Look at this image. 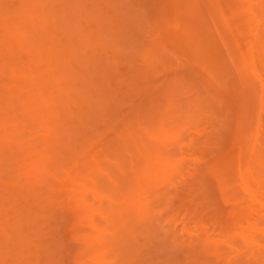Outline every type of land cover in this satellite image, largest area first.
I'll list each match as a JSON object with an SVG mask.
<instances>
[{
    "label": "rangeland",
    "instance_id": "rangeland-1",
    "mask_svg": "<svg viewBox=\"0 0 264 264\" xmlns=\"http://www.w3.org/2000/svg\"><path fill=\"white\" fill-rule=\"evenodd\" d=\"M108 1L109 0H0V116L3 114V118L0 117V160L2 161L4 159L5 161V163H2L3 166H0V264H241L245 262L246 256L250 255L248 252L253 253V250L255 256H257V261H264V182L256 178H251L247 174V182L250 189L247 191L243 181L239 179L238 164L236 159L232 158L234 153L230 150V148L233 149V147L236 149L238 147L240 148V144H242V146L244 145L246 152L250 151V153L245 155L247 164H250L252 160L259 155L258 152L264 155V153L262 154L264 151V112L258 111V104L256 101V93L259 87L256 85L258 88L252 89L251 86L248 85L249 87L246 89L247 92L250 91V93H252L247 94L251 97L250 99H254L256 103L253 100L250 102L251 100L246 96L247 94L242 93L244 91L243 89L241 94L244 96L241 95L239 89L242 87L245 88L243 84H245L246 81L244 80L245 83H242V80L240 83L238 82V84L237 81L235 82L234 80L236 76L234 78L232 77L233 80L231 79L229 75L233 73L231 70L234 68H231L229 61L228 67L230 66L231 72L227 71L228 67L226 65H224L226 66V70L225 68L222 70L227 71L229 75L226 73L222 75L224 72L221 71V67L224 66H217L219 62H222L220 65L227 63L225 61L228 60V57L225 54V56L223 54L221 56L222 58L225 57L223 59L218 57L221 53H218V56L216 55V60L211 58L213 59L212 63L214 61L213 67L216 73L213 69L212 73L210 72L212 68V64L209 63V60H211L210 55L207 57L205 54L204 57V53L207 52H205L206 50L203 52V48L207 49V47H209L210 49L212 46L210 50L207 49L210 53L212 48L215 47V49H217L219 44L216 43L217 41H214L215 39L212 37L208 40L210 36L202 38L205 37L206 34L200 31L203 30L199 29L200 27H197V29H199L197 30L198 32L194 30L192 31L193 33L190 32L189 29L191 26L194 27L193 25L196 21V19L193 18L197 17V13L193 15V18H189L187 16H192L190 15L191 13L188 14V11H190L189 9L185 7L188 13H184L185 8L184 12L180 10L182 7L176 8L175 13L178 22H180V20L185 21L184 23L180 22V29L183 30L187 26L186 29L189 28L187 30L189 31L188 33H192V35H190L192 38L186 35V39L182 40L185 34L180 30V33L184 34L183 36L180 34L182 36L180 37L182 38L181 40L184 41L182 45H184V47L186 45V47H181L182 49H178L177 52L173 50V52L177 54L170 53L172 48L164 41V45L167 46L165 47L163 45V47L166 48L164 52L168 53L164 54L162 52L163 59H161L162 53L159 54V52L163 51V49L160 50L162 47L158 45L157 47L159 49H154L155 47L153 48L150 42H148L149 39L146 37L148 34L142 35L143 32L147 31L148 33L147 29L151 17L154 19L157 14L156 12H158L159 15L163 12H160L161 9L159 10L156 8L157 5L155 7L156 10L152 8L154 4H156L155 1L139 0L138 4L143 1V3H141L142 9L140 5L136 7L137 3L135 1L138 2V0H112L116 6L112 4V1H109L111 4L109 3V5L104 6V3L107 4ZM184 1L179 0L180 4L182 2L184 3ZM205 1L206 0H202V2ZM228 1V3L226 2V6H233L236 11V14L229 13L230 11H228L232 16L230 18L233 19L234 17L233 21H231L234 24L233 26H236V29L245 31V33H242L244 36L241 39L244 40L243 38L245 37L246 40H244V43L247 42L245 44L246 46L249 42L251 43L250 45L248 44L247 47L244 45L246 53L248 51L247 49L250 51L253 45H261L264 49V11H262V15L260 14L262 17L260 18L259 13L258 15L256 13V10H259L257 9L258 3L256 1V3H251L253 0H248L250 3H248L247 0ZM124 2L125 4L123 5ZM134 2L136 4L133 12H136L137 8L140 9L141 14H138L140 11L138 10L136 15L138 14L140 19H146L145 21L148 23L145 22L146 25L142 26L144 19L141 20L143 22H139L140 19H137L139 18L137 17L138 15H133L132 17L136 19L133 21L141 25L138 26V23H136L137 27H134L135 23H130L132 18L130 19L128 16L130 21L127 18L128 21H124L132 25L129 26L124 22L125 24H123L125 26L122 28L120 26L122 24L121 19H118L117 15L124 11L123 7H125L126 3H130L131 5V3L134 4ZM200 2L198 5L201 7L203 3L200 5ZM207 2L209 1L207 0ZM211 3L213 4L215 2ZM120 4H122L123 7L120 6ZM133 4L130 6L132 9ZM203 5L206 6L208 3H204ZM106 6L111 8V10L113 8L110 12V9L108 10L109 15L106 12L105 17L108 16L107 19L105 18L106 21L108 20L107 23L109 24V20L112 16L117 14L115 18L118 20V23L117 20H115L116 23L113 21L110 26L114 25L113 28L121 27L120 30L122 29L123 31L127 28L126 31H128V33L129 30L131 31L130 35L132 31L135 30L132 36L133 38H138L139 41L138 39L130 40L131 36L129 35V42L125 43L127 40L125 39V41L123 37L126 36L127 32H123L124 36L122 35L120 37L121 33L119 28L115 29L119 31V34H117L118 32L114 29L109 30L112 27L110 28L107 23L102 22L103 26L107 24V27L104 26L105 29H103V31L101 30V27H103L102 24L100 26L97 24L98 22L101 23L100 18L103 19L100 13H105V11H107ZM245 6L249 7L246 8ZM130 7L126 6L127 9L125 11L128 10L126 13L128 14V12H130L129 14L132 15L135 12L131 13L132 9ZM159 7L161 8V6ZM190 7L191 6L188 8ZM102 8H104L105 11L100 10ZM192 8L196 9V7ZM244 8L246 9L245 11L249 10V13L247 12L245 14ZM237 9H239V11ZM114 12L117 13L114 14ZM142 12H148L150 15L152 13L153 16L150 17V20H147L148 14L145 13L146 15H143ZM253 12H255V14ZM259 12L261 11L259 10ZM211 13L212 14L209 15H215L213 14L214 11H211ZM209 15H204L203 17L205 18V16ZM119 16L122 17V15ZM180 16H183L182 19ZM255 16L257 18H255ZM258 16L260 19H258ZM217 17L218 16H215L216 21L218 20ZM156 19H158V25H155L159 28L165 25L161 21L162 18ZM87 20L92 21L91 23L88 22L91 26L88 25ZM93 21H97V23L95 24ZM252 21L256 24L259 23V25H257L260 28L255 27L257 25H254ZM152 22L154 21L151 20L150 23ZM163 22H165V20H163ZM115 24L119 25L116 26ZM153 25L154 24H150V27H152L149 28L154 32L155 29L153 30L152 28L156 27ZM246 25L247 27L252 25L254 29L252 27H245V29H242ZM201 28H203V26ZM246 28L249 30H246ZM136 30H138V33ZM139 31L141 34L140 36ZM151 31L149 30V33ZM161 31L165 32V28L156 29L157 33H163ZM183 31L185 32V30ZM254 31L258 32L257 35H259L260 39H262L261 37L263 36V42L259 40L260 44L256 39L258 37L256 33L254 34ZM199 32L205 34L204 36L201 34V39L204 41L203 44L206 42V48L200 45L199 41H201L202 44V40L199 38ZM150 34L156 36L155 32ZM166 34L167 33L163 34V36L162 34H157L159 36L156 37L159 38L162 36L160 38L164 40L166 38L164 35ZM178 34L179 33H177V35L174 34L176 35L175 43L178 41L177 37L180 36ZM193 34H195V37ZM196 34L199 37H196ZM89 37L91 38L90 41ZM227 37L229 38V36ZM140 38L143 39L141 40ZM180 38L178 42L182 43ZM197 38L200 40L198 41ZM249 38L251 40L248 42L247 39ZM119 39L124 40V42L121 41V43ZM146 39L147 41H145ZM101 40L107 43L102 45L105 46L104 49L106 46H110L109 48L111 50L109 48L104 50L100 46L102 43ZM132 41L140 45L137 44L138 48L141 47L138 49L139 51H137V53L141 55V57H144V59L142 58L143 60L147 61L151 59H147V55L153 56L147 63L144 61L145 64L150 65L151 63L149 62H152V60L154 61L152 62L153 65H151V67L149 66L151 71L148 70L149 67H142L143 60H140V56L139 58L132 57L135 64L133 61V64L129 62V60H131L129 57L132 55L134 56L135 54L133 51L137 49V46H135L136 43ZM144 41L146 43L145 45ZM131 42L133 44H130ZM168 42L171 43V40ZM214 42L216 44H213ZM253 42L255 44H253ZM256 42L258 43L257 45ZM211 43L214 46L211 45ZM239 43L241 42L239 41ZM126 44L127 47L125 46ZM196 44L202 47L199 46V49L202 51L196 48L198 47ZM99 47L102 49L100 50ZM132 47L135 48H133V54H130L131 56H126L129 53L128 50L131 51ZM240 47L243 48V45L240 44ZM261 47L259 46L258 48L261 49ZM167 48H169L170 52ZM174 48L175 46H173V49ZM194 48L195 52L193 50ZM258 48L255 49L256 51L251 49V55L254 56H249V54H247L249 58L252 57L250 58L251 60L253 59L252 61H255V65L258 64ZM142 49L145 51L146 56L144 53H141ZM218 49L222 51L220 47ZM86 50L90 53L88 55L89 58L93 55L97 64H103L102 66L104 67L101 66V70L106 72L105 67H107V71L111 70L109 81L107 79V83H105L104 80L103 85L105 86L108 84V86L105 87H109L107 90L112 91L109 93L110 97L113 96L112 98H114L116 102H119L121 106L118 110H115L116 107H113L114 105L103 106L101 108L102 110H100L102 111L101 114L106 110L104 114H106V116L108 115L107 117L110 115L111 120H108L109 118L106 119L107 117L104 116V114L100 117V112H98L99 108L97 109L98 111L95 108L98 100L97 95L99 94L97 93L99 92L97 88H100L99 85L102 84L100 81L102 80L101 82H103V77L101 78L103 73L98 72L100 69L97 71L96 67L94 68L92 65H90V68L93 69V71L89 68L87 71L84 70L86 72L83 71V66L86 62L85 58L82 56ZM191 50H193V55L190 54ZM198 52L204 58H202L201 55L198 56ZM253 52H255V54H253ZM195 54H197L195 59L199 57V68L207 62L211 64V68L210 65H206L209 67V72L207 71L205 74L201 73L200 76L199 72L201 70L199 69L200 71L197 72L199 73L197 76V64L195 65V60H192ZM154 55H156V58ZM176 55H178V57ZM261 56L264 57L263 55ZM206 57L209 59L207 60ZM184 58H187V60L182 61ZM188 58L191 61H189ZM217 58H219V60H217ZM155 59H157V64ZM203 59H206L207 62H204ZM251 60H249V62L252 63ZM192 61L194 62L193 67L196 66L194 69H197L195 72L192 69L193 67L191 68L190 66ZM216 61L219 62L217 63ZM105 62L107 64L109 63V66L105 64ZM186 63L189 65L188 68L192 70H185L188 66ZM99 65L98 68H100ZM115 67L116 69L113 70ZM217 67L220 69H217ZM108 68L110 69L108 70ZM262 68L264 67L262 66ZM145 70H147L146 73ZM190 70L192 73H195L193 77L189 74L191 73ZM219 70L222 72H220L221 74H218L217 71ZM94 71L96 74L100 73V75L96 76ZM138 71L143 72V77L140 79L138 75L141 73L138 74ZM207 74H210V76ZM91 75H95L96 77H92ZM133 75L135 79L138 78L137 80H139V83L142 81L141 84L134 78L132 80V77H134ZM212 75L215 77L213 78ZM224 75L227 76L225 77ZM202 77L203 79H201ZM78 79L81 81H78ZM193 79L194 81L198 79V81L192 83L194 82ZM205 79H207V81ZM226 79V82L232 80L235 83L232 81L231 83H226L225 89H222L221 84L224 85ZM119 80H122V83ZM263 81L262 79L261 82ZM206 82L208 85L205 87ZM135 83L136 87H134ZM217 83H219V85ZM232 83H237V86H239V89L238 87L235 88L236 92L239 91L238 94L233 93L234 88ZM137 84L141 87L138 88ZM227 84H231L230 86H232V89L229 85L227 86ZM95 85H98V87ZM93 87L96 89L94 90ZM216 87L221 89L219 90ZM144 88L147 89L146 91L150 94V97ZM228 88L231 89L232 92ZM81 91L85 96L80 94L82 97H87L86 100L88 102L81 97L82 100H79L78 92ZM89 91L93 93L91 94L95 99L93 97H88V95L90 96V94H88L90 93ZM94 94L97 95L95 96ZM236 94H240L242 97H248L247 100L250 103L246 101L247 103L243 102L242 104L241 101L244 100V98L242 99V97L236 96ZM215 97L221 98L218 99ZM107 98H109V96ZM198 98L199 101L202 100L201 102H204L203 104L205 106L201 102L198 103ZM200 98L202 99L200 100ZM220 99L223 100L221 101ZM110 101L112 102V99ZM147 101H150V103ZM152 101L155 102L154 104L157 105L156 107L152 108ZM215 101H218V107H215L218 110L215 111V108L213 109L211 106L210 108L214 110L213 112L209 110V104L214 103V105L217 106ZM84 102L87 104L85 107H82L84 106ZM219 102H222L220 107L224 105L223 103L226 104L224 105L225 107L220 108ZM253 102L257 105L253 104ZM92 103L94 105H91ZM176 104H181V107L179 105L177 107ZM206 104L209 106L207 107ZM192 105L196 107L193 108ZM184 107H188L189 110L187 111ZM194 109H196L195 113ZM93 110L98 114L94 113L95 111ZM137 110H140V112L137 113ZM91 111L93 115L91 113L89 114ZM191 112L193 114H191ZM172 113H175V116L172 115L173 117H168ZM158 115L159 117L161 115L164 119L166 117L169 120L167 121L168 125L166 126L164 124V127L162 126L161 129L160 126L163 125V121L157 120L156 116ZM103 117L106 118L103 119ZM171 117H175L174 120L176 122L170 119ZM151 118H153V120ZM156 121H162L161 125L159 122L157 124ZM152 122L156 124L154 125ZM171 122H173L172 125L175 124L174 127H178L176 128L177 132L174 130L170 133L169 130L172 129H170ZM130 127V133L135 134L131 136V139L128 135H125L128 133L127 128ZM166 128H168V132H166ZM150 129H152V132L149 131ZM146 130L147 132L149 131L148 133L151 132L155 139L158 137L160 138L159 140L165 141L169 148L167 151L165 149L166 147H162V145H164L163 143L160 145V143H152L150 140L148 142V139H146V143L144 142V144H140V142L136 144L139 145L138 147L143 151H146L148 155L151 151L153 157L157 156L155 160H152L154 161L153 166L156 167L155 171H167V174H165V176L163 175V180H161L159 184L160 196L158 207L160 208L157 209L154 206V209H152L146 219V221L151 222V224L148 225V223L144 226L142 225L145 222L143 220H138L137 223L133 221L137 218V213L135 212V207L131 205V202L135 203V201H132V198L126 199L118 193H114L112 180H119L117 179L119 178V174L117 175L115 170L118 164L128 165L129 158L126 156L127 154H125L127 153L125 152L126 149H124L125 143L130 140L127 144H132L131 141H136V138H140L139 136L145 139L144 136H146V134L144 133ZM47 131L51 135H46ZM250 131L254 134V137L252 141L248 142L247 139L249 138ZM21 132H23L24 135H22ZM241 135L242 137H240ZM73 136H75V138ZM212 137V140H208ZM44 139L48 140L44 142ZM82 139L84 143L85 140H87L88 146L85 144L86 146L82 148ZM127 139L128 141L124 142ZM57 140L61 143L60 145L63 144L60 148H55V151L54 149H50L48 152H45L43 156L38 154L44 147H56ZM260 142L262 143L259 144ZM188 144H191V147L187 146ZM144 145L148 147V150ZM65 147L69 149L66 150L64 149ZM21 148H23V152L20 151ZM167 152L169 153L167 154ZM153 153H155V156ZM149 156L151 159V154ZM139 160L140 158H135L134 166L136 170H141L143 167L145 168L142 170L145 171L151 168L154 170L152 166L148 168V166L145 165L148 164L146 162L147 160H140L141 163ZM8 165H11L10 170L8 169L10 168ZM129 167L130 164L128 168ZM231 167H233L235 181L234 187L228 190L227 188L224 189V181L226 180L225 173L226 171L229 172ZM103 168L107 169H105L106 172H104ZM64 169L72 173H67ZM99 171L104 174L99 175L102 178L97 177L100 181H94L95 179L97 180V178H94L93 174L95 175V173L97 174ZM90 177H93L94 180L92 181V179H89ZM39 179L41 180L40 182H38ZM115 190L116 189H114V191ZM248 192H252V196H250ZM40 194L45 195L44 198H41L43 200L46 199L43 203L37 200V196ZM144 196L148 198L154 197L151 193H146ZM84 200L90 205L88 209L80 208ZM112 207H122L125 209V215L127 216L125 217L127 219L126 223L130 221L131 224L133 221L132 223H135L137 228H139V230H136L137 233L136 231L134 232L135 236L129 234V228L131 229L134 225L131 224L132 227H129V225L128 227H124L125 221L120 220L115 214L114 216L111 213ZM142 209L143 208H141V210ZM36 213L37 226L39 228H32V226H29L32 222H29L28 216L31 217ZM33 217L30 218V220H33ZM18 220L22 222L20 225L23 226V231L20 230V232H18L17 228L19 227L18 223H20ZM26 227L27 229H24ZM37 229L41 230L38 232ZM35 233L45 235H43L45 240L46 238L48 240L47 244L44 242L46 246H44L42 240V242H40L39 235H33ZM241 237L243 239L247 237L245 241H247L249 247L247 244L245 246ZM7 238L9 241L12 240L10 241L11 243ZM37 238L39 240L35 242ZM124 238L128 239L125 240ZM16 239L17 241L20 240V243L18 242L19 244H14ZM6 240L9 243H4ZM124 240L128 241L124 244L122 242ZM253 241H256L255 243L258 242V244L260 243L262 247L258 248L256 244H249V242L253 243ZM12 244H14V246ZM40 244H43L41 252ZM122 244L127 246L125 247ZM16 245L17 247H15ZM5 246L9 248L6 250V248H4ZM130 246H133V248ZM123 247H125V249L128 248L126 249L128 251L125 250V253L120 252L124 251V249L120 250V248ZM238 247L240 248L239 252L243 249L244 252H236V250L239 249ZM45 251H47V253ZM48 251L51 255H48ZM126 253L128 254L126 255Z\"/></svg>",
    "mask_w": 264,
    "mask_h": 264
},
{
    "label": "bare ground",
    "instance_id": "bare-ground-1",
    "mask_svg": "<svg viewBox=\"0 0 264 264\" xmlns=\"http://www.w3.org/2000/svg\"><path fill=\"white\" fill-rule=\"evenodd\" d=\"M109 1H112V0H109ZM108 1V3L106 4V3H104V6L105 5H109V3L111 4V2H109ZM119 1V0H118ZM153 1V0H152ZM155 1V3L156 4H154V3H152V4H154V7H152L153 9H155V7H156V5H157V9H161V11L160 12H162V13H160V15L158 14V12H156V13H154V14H156V17L154 18V19H152V17L151 16H153L152 15V13H151V15H150V13H148V12H145L146 14H148V17H147V20H150V17H151V20H153L154 22H152V23H150V21H149V24H148V26L150 27V24L152 25V24H157L158 25V22H157V20L158 19H156V18H162L163 19V17H164V19L163 20H165V22H163V20L161 19V21H162V23H164L165 25V27L164 26H161L160 24V28H165V32H163V31H161V32H163V33H157L156 32V29H160L157 25H155V27L156 28H152L153 30H154V32L156 33V36H159L160 34H162V36H163V34H165V33H167L166 35H164V37H166L164 40H162L160 37H162V36H160L159 38L158 37H156L155 35L153 36V34H150V33H154L153 31H151V27L149 28L148 27V33H147V31L146 32H143V34L142 35H146V34H150L149 36L148 35H146V37H148V42H150V45L151 46H153V48L154 49H159L157 46L159 45V46H161L162 48L160 49V50H162L163 49V51H160L159 52V54H161L162 52L165 54V53H168V52H164V49H166L165 47H167L166 45H164L165 44V42L164 41H166V43H167V45L170 47L171 46V52L169 51V48H167L168 49V51L170 52V53H175V52H177V50L179 49H182L181 47H184V45H182V44H184V41H182V40H185L186 39V35L188 36H190V35H192V31L194 30V31H196V32H198L197 30H199V29H205L204 31L203 30H200V31H202V33H205V34H202L201 32H199L200 34H199V36L196 34V37H199L200 39H201V37H202V35L204 36L205 35V37H202V38H206L207 36H210V37H208V40H209V38H214V39H212V40H214V41H217L216 43H218L219 44V46H218V48L220 47L221 49H222V51L220 50V49H218L217 47V49H215V47H213L212 48V51L209 53V51L207 50V49H209V47H207V49H204L203 48V52L205 51V52H207V53H204V55L201 53V49H199L201 46L200 45H202V47H205L207 44H206V42H205V44H203V39H201L202 40V44H201V41H199L200 39H198V41L200 42V45H197L198 47H196L197 49H199V50H201L200 51V53L205 57V54H206V56L208 57V55H210V59L211 58H214V60H216V55L218 56L220 53V55L218 56V57H221L222 56V54L224 55H226L227 57H228V60H226L225 61V59H224V61L225 62H227V63H225V64H223V65H220L222 62H217L219 65H217V63H216V65L217 66H219V67H221V66H224V65H226L227 67H228V65H229V62H230V66H231V68L233 67L234 69L233 70H231V71H233V73H231V75H229V73L227 72V71H229V72H231L230 71V66L228 67V69H227V71H225L226 70V66H224V67H221V71L225 68V70L224 71H222V72H224V73H222L220 70L219 71H217L218 72V74H221L222 73V75L223 74H227V75H229L230 77H231V79L233 80V78L236 76V79L234 78V80H235V82L237 81V83L239 82H241L242 80V83H245V81H246V83H248V84H243L244 85V87L245 88H240L239 89V86H237V83L236 84H234L235 82L234 81H232V82H234V83H232L233 84V93H239V91L238 92H236V87H238V89L240 90V94H241V92H242V89L244 90V91H246V92H242V93H245V94H249L250 93V91H248L247 92V90L246 89H248L247 87H249L248 85H250L251 86V88L252 89H257L258 87V92L256 93L257 95H256V101H257V104H258V111H262V112H264V81L263 82H261V80L263 79L264 80V77H263V75H264V68H262V66L264 67V57H262L261 55H263L264 56V54H263V51H264V49L261 47V45H258V46H255V45H253V44H255L254 42H253V46H252V48H254V49H252L251 47V49L253 50V51H256L255 49L256 48H258L259 46L261 47V49H259L258 48V50H257V53H258V60H257V65H255L254 64V62L255 61H252L250 58H252V57H250L249 58V56H254V55H251V52L250 51H252L251 49H250V51H249V49H247L248 51H247V53H246V51H245V44L247 43H244L245 41L244 40H246L245 39V37L243 38L244 40H242L241 38L244 36L242 33H245V31H242L241 29H236V26H233L234 24L231 22V21H233V19H234V17H233V19H231L230 17H232L231 16V14H229V13H235L236 14V11L234 10V7L233 6H231V7H233V8H231V7H229V6H226V2L228 1H226V0H215V1H212L211 0V2H215V3H211L210 2V0H208L209 2H207V0L205 1V2H202V0H201V2H200V0H182V1H184V3L182 2L181 4H180V2H179V0L176 2L175 0H154ZM158 1V2H157ZM175 1V2H174ZM226 1V2H225ZM237 1V0H236ZM248 1V0H247ZM251 1V0H250ZM258 3L257 4V6H258V8L257 9H259L261 12H259V10H256L255 12L257 13V15H258V13H259V16H260V18H262L261 17V15L263 14L262 13V11H264V0H259V1H257V0H253V2L251 1V3H256V2ZM129 2V1H128ZM131 2V1H130ZM133 2V1H132ZM136 3H137V5H136V7L137 6H141L140 8L142 9V5H141V3H143V1L140 3V4H138L139 3V0H138V2L137 1H135ZM134 2V4L133 3H131V5L133 4V9H132V7H130L131 5H130V3H126V5H125V7H123L122 6V4H120V6H122L123 7V10L125 11L127 8H126V6L127 7H130L132 10H131V13L133 12V10L135 9V3ZM200 2V5L203 3H205V4H207L208 3V5H201V7H202V9H201V7L198 5V3ZM207 2V3H206ZM229 2V1H228ZM227 2V3H228ZM244 2V1H243ZM246 2V1H245ZM122 3V2H121ZM151 3V2H150ZM248 3H250L249 1H248ZM112 4H114L113 3V1H112ZM117 4V3H116ZM125 4V2L123 3V5ZM230 4V3H229ZM247 4V3H246ZM161 6V8L159 7V6ZM228 5V4H227ZM232 5V4H231ZM240 5V4H239ZM248 5H250V4H248ZM252 5V4H251ZM260 5V6H259ZM114 6H116L115 4H114ZM189 6H191L190 8H188ZM103 7V6H102ZM107 7V6H106ZM118 7V6H117ZM121 7V8H122ZM159 7V8H158ZM177 7H182V9H180V10H183V12H184V8L186 7L187 9H189L190 11H188V10H186V8H185V12L184 13H188V14H190V15H192V16H187V17H192L193 18V15H195V13H197L196 14V18H193V19H196V21H195V24L193 25L194 27H192L191 25V28L189 29V28H187V29H189L190 30V32H192V33H188L189 31L186 29V27L183 29V30H185V32H186V30H187V32L185 33L183 30H181L180 28H181V25H179L180 24V22H182V23H184L185 21H182V20H180V22H178V18L176 17L177 15H176V13H175V10H176V8ZM192 7H196V9H194V8H192ZM203 7H204V11H203ZM236 7V6H235ZM243 7H244V5H243ZM246 8H248L249 6H245ZM105 8V7H104ZM104 8H102V9H100V10H104L105 11V9ZM252 8V7H251ZM250 8V9H251ZM110 9V10H109ZM146 9V8H145ZM163 9V10H162ZM194 9V10H193ZM236 9V8H235ZM243 9V8H242ZM241 9V11L243 12V10ZM106 10L107 11H105V13H100V15H102L101 17H103V19H101L100 18V20H101V23L100 22H98V24L97 25H101L102 24V22L103 23H107V21H106V19H107V17H105L106 16V12H107V14H108V10H109V12L110 11H112L113 10V8H112V10H111V8H106ZM138 10H140V9H138L137 8V10H136V12L138 11ZM156 10V9H155ZM179 10V9H178ZM179 10V11H180ZM192 10H193V14H192ZM196 10H197V12H196ZM238 11H239V9H237ZM246 9L244 8V11H245ZM121 11V10H120ZM119 11V12H120ZM124 11L121 13V14H116L115 12H114V14H116L117 15V18L118 19H121V27L122 28H124V22H126V21H124V20H127V19H131V21H130V19H129V21H130V23L132 22H134L135 24H134V27L136 26L137 27V24L136 23H138V22H136V21H133V20H136L135 18H133L132 16L133 15H136V12L134 13V14H129L130 12H128V14L126 13L127 11H125V15H124ZM188 11V12H187ZM195 11V12H194ZM201 11H203V12H201ZM211 11L213 12L214 11V13L213 14H215L214 16L213 15H209V14H212L211 13ZM228 11H230L229 13H228ZM249 10H247V11H245V14L248 12ZM95 12V11H94ZM141 12V10L139 11V15L141 14L140 13ZM182 12V13H183ZM251 12H252V10H251ZM255 12H253L254 14H255ZM96 13H97V11H96ZM96 13H95V15H96ZM145 13H143L142 12V14L143 15H146ZM180 13H181V11H180ZM200 13V14H199ZM206 13V14H205ZM244 13V12H243ZM242 13V14H243ZM249 13V12H248ZM252 13V14H253ZM93 14V13H92ZM104 14V15H103ZM112 14V13H111ZM137 14V15H138ZM217 14H219V15H217ZM238 14V13H237ZM261 14V15H260ZM109 15V14H108ZM113 15V14H112ZM116 15H113L114 16V18H115V16ZM119 15H122V17L121 16H119ZM136 15V16H137ZM139 15L137 16V17H139ZM159 15V16H158ZM179 15H182V14H179ZM204 15H209V16H205V18L203 17ZM113 16H112V18L109 20V24H108V26L111 28V29H109V30H112V29H116L117 27L116 26H118L117 24H115L116 26V28H113V26L114 25H111L110 26V24H112V22L114 21V23H116V21L115 20H117L116 18L114 19L113 18ZM128 16H129V18H128ZM135 16V17H136ZM215 16H218L217 17V21H216V19H215ZM239 16V15H238ZM245 16V15H244ZM259 16H258V19H260L259 18ZM91 17H92V15H91ZM125 17V18H124ZM141 17H142V15H141ZM181 17V16H180ZM183 17V16H182ZM182 17H181V19H182ZM186 17V18H187ZM236 17H237V15H236ZM241 17H243V16H241ZM95 18V17H94ZM106 18V19H105ZM124 18V19H123ZM127 18V19H126ZM143 18V17H142ZM186 18H184V19H186ZM208 18V19H207ZM209 18H210V20H209ZM221 18V19H220ZM255 18H257L256 16H255ZM93 19V18H92ZM137 19H140V17L139 18H137ZM144 19V18H143ZM140 19V21L139 22H143V24H142V26L144 25H146V23L145 22H147V21H145L146 19ZM156 19V20H155ZM237 19V18H236ZM241 19H243V18H241ZM257 19V20H258ZM102 20H104V21H102ZM141 20H143V21H141ZM187 20V19H186ZM240 20V19H239ZM252 20V19H251ZM263 20V19H262ZM128 21V20H127ZM155 21H156V23H155ZM160 21V20H159ZM160 21V22H161ZM188 21V20H187ZM186 21V22H187ZM191 21V20H190ZM250 21V20H249ZM91 23L92 21H89V20H87V23ZM93 22H95V21H93ZM234 22H235V20H234ZM253 22V21H252ZM256 22V21H255ZM88 23V25H90ZM97 23V21L95 22V24ZM117 23H118V20H117ZM124 23V24H123ZM129 22L127 23L126 22V24H130ZM145 23V24H144ZM148 23V22H147ZM193 23V22H192ZM238 23V22H237ZM242 23V22H241ZM249 23V22H248ZM254 23V22H253ZM107 24L105 25L104 24V26H106L107 27ZM187 24V23H186ZM245 24V23H244ZM250 24V23H249ZM252 24V23H251ZM256 23H254V25H255ZM258 25H259V23H257ZM256 24V25H257ZM132 25V24H131ZM131 25H129V26H131ZM139 25H141V24H139L138 23V26ZM153 25V26H154ZM163 25V24H162ZM188 25V24H187ZM203 26V28H201L202 26ZM255 26V27H259V26ZM91 26V25H90ZM98 26V27H99ZM102 26H103V24H102ZM103 26V27H104ZM93 27V26H92ZM103 27H101V30L103 31V29H105V27L103 28ZM120 27V28H121ZM147 27V26H146ZM197 27L199 28V29H197ZM245 27H247V25L246 26H244L243 28L242 27H240V28H242V29H245ZM249 27H252V25H250V26H248L247 28H249ZM119 28V27H118ZM117 28V29H118ZM120 28H119V30H120ZM246 28V30H249V29H247ZM253 28V27H252ZM260 28V27H259ZM144 29H145V27H144ZM251 29V28H250ZM254 29V28H253ZM113 30V31H114ZM122 30V29H121ZM120 30V37L123 35L124 36V34H123V32H125L126 30H127V28L123 31H121ZM149 30L151 31L150 33H149ZM180 30L185 34H182V33H180ZM256 30V29H255ZM105 31V30H104ZM112 31V32H113ZM116 31V30H115ZM114 31V32H115ZM135 31V30H134ZM134 31H132V33L134 32ZM138 30H136V32H137ZM225 31H226V33H225ZM263 31H264V29H263ZM114 32H113V34H114ZM116 32H118L117 34H119V31H116ZM127 33H128V31H126ZM130 30H129V33H128V35H127V33H126V36H124L123 37V39L126 41L125 43H128L129 41H128V36L130 35ZM250 32V31H249ZM132 33H131V38H130V40H135V39H138V38H133V36H132ZM138 33V32H137ZM142 33V32H141ZM177 33H179L178 35H184V37H182L181 35L180 36H178L177 37V40L179 41V38L180 37H182V38H184V39H182V38H180V41H182V43L181 42H176L175 43V40H176V35H177ZM246 33H247V31H246ZM256 33V35L258 34V32H255L254 31V34ZM86 34V33H85ZM157 34H159V35H157ZM169 34V35H168ZM174 34H176V35H174ZM202 34V35H201ZM262 34V33H261ZM137 35V34H136ZM141 34H140V31H139V36H140ZM171 35V36H170ZM173 35H174V38H173ZM240 35V36H239ZM242 35V36H241ZM251 35H252V32H251ZM263 35V34H262ZM87 36V35H86ZM135 36V35H134ZM193 36L195 37V34H193ZM227 36H229V38L227 37ZM143 37V36H142ZM163 37V38H164ZM168 37H170V38H168ZM191 37V36H190ZM240 37V38H239ZM251 37H253V36H251ZM257 37L259 38H256L258 41L259 40H261V42H263L262 41V39H263V36L261 37L262 39H260V37H259V35H257ZM119 38V37H118ZM171 38H173V39H171ZM187 38H189V37H187ZM192 38V37H191ZM90 37H89V41H90ZM96 39V38H95ZM102 39V38H101ZM141 39V38H140ZM143 39V38H142ZM141 39V40H142ZM171 40V43L170 42H168V41H170ZM182 39V40H181ZM196 39V40H197ZM253 39V38H252ZM87 40H88V38H87ZM113 40V39H112ZM120 40V42L122 41V42H124V40H121V39H119ZM118 40V41H119ZM189 40H191V39H189ZM196 40H195V42H196ZM243 42H242V41ZM248 40V42H249V40H251L250 38L249 39H247ZM102 41V40H101ZM138 41H139V39H138ZM145 41H147V39L145 40ZM145 41H144V45L146 44L145 43ZM174 41V42H173ZM239 41L241 42V43H239ZM257 41V42H258ZM115 42V41H114ZM121 42V43H122ZM132 42H134V43H136L135 41H132ZM130 43V44H133V43ZM141 43H143L142 41H140ZM164 42V43H163ZM208 42H212V41H208ZM256 42V45L258 44ZM103 43V44H102ZM102 43H101V47L104 49V47L105 46H102V45H104V44H107V43H105V42H103L102 41ZM118 43V42H117ZM140 43V44H141ZM172 44V45H169V44ZM215 42L213 43V44H216ZM242 43H244V44H242ZM108 44H110V43H108ZM124 44V43H123ZM137 44L138 43H136V45L135 46H137ZM148 44V43H147ZM174 44V45H173ZM188 44V43H187ZM190 44V43H189ZM195 44V43H194ZM193 44V45H194ZM210 44V43H209ZM208 44V45H209ZM212 43H211V45H213ZM217 44V45H218ZM240 44L241 45H243V48H241L240 47ZM249 45L251 44L250 42L248 43ZM248 44H247V46H248ZM259 44H260V41H259ZM262 44V43H261ZM97 45V44H96ZM99 45V44H98ZM139 45V44H138ZM149 45V46H150ZM163 45L165 46V47H163ZM191 45V44H190ZM204 45V46H203ZM245 45V46H244ZM121 46V45H120ZM126 47H127V44L125 45ZM140 46V45H139ZM142 46H143V44H142ZM173 46H175V48L173 49ZM189 46V45H188ZM200 46V47H199ZM214 46V45H213ZM216 46V45H215ZM246 46V47H247ZM97 47V46H96ZM110 47V46H109ZM108 46H106V48L108 49L109 48ZM122 47V46H121ZM157 47V48H156ZM177 47V48H176ZM185 47H186V45H185ZM184 47V48H185ZM201 47V48H202ZM212 47V46H211ZM211 47H210V49H211ZM263 47H264V44H263ZM98 48V47H97ZM100 48V47H99ZM102 48H100V50L102 49ZM106 48L104 49V50H106ZM134 47H132V50L130 51V50H128L129 51V53H128V51L126 50V52L128 53L126 56H129L130 54H133V52H134V56L132 55H130L131 57H129L131 60H129V62L130 63H132V61H133V58L132 57H134V58H139V56L141 57V55H139L138 53H137V51H139L138 49H140V48H138V46L136 47L137 49H135V51H133L134 49H133ZM152 48V49H153ZM189 48V47H188ZM187 48V49H188ZM193 48V47H192ZM191 48V49H192ZM206 48V47H205ZM249 48V47H248ZM110 49V48H109ZM127 49V48H126ZM149 49H151V48H149ZM209 49V50H210ZM215 49V50H214ZM111 50V49H110ZM173 50L175 51V52H173ZM188 50H190V49H188ZM194 50V52H195V48L193 49ZM193 50H191V53L190 54H192L193 55V53H192V51ZM124 51V50H123ZM133 51V52H132ZM152 51V50H151ZM165 51H167V50H165ZM184 51V50H183ZM214 51V52H213ZM91 52V51H90ZM120 52V51H119ZM130 52H132V53H130ZM136 52V53H135ZM187 52H189V51H187ZM186 52V53H187ZM212 52H213V54H212ZM117 53V52H116ZM125 53V52H124ZM142 54L144 53L145 54V51H143V49H142V52H141ZM153 53H154V51H153ZM163 53H162V55H161V57L160 56H157V57H160L161 59H163ZM219 53V54H218ZM262 53V54H261ZM90 53H89V51L88 50H86V52H84V55L82 56L83 58H85V62L86 63H84V66H83V71L84 70H86L87 71V69L89 68L90 70H92L93 71V69H91L90 68V65H92V66H94V68L96 67V69H97V71L98 72H100V73H103V76L101 75V78L103 77V82H101L102 80L100 79V76H99V79L101 80L100 81V83H102V84H100L99 85V87L101 88H97V90H99V92H97V93H99L98 95L97 94H94L95 96L97 95L98 96V100H97V106L95 107L96 108V110L99 108V111L98 112H100L99 113V116L101 117V116H103L102 114H104L105 112H106V110H105V112H103L102 114H101V112L102 111H100V110H102L101 108L103 107V106H113V107H116V109L115 110H118V109H120V106H121V104H119V102H116L115 100H114V98H112V97H110V95H109V93L110 92H112V91H109V90H107L109 87H105V86H108V84H106L105 86L103 85V83H104V80H105V83H107V79H108V81H109V78L111 77L110 76V71H107V67H105L106 68V72L104 71V70H101V68L102 67H104V66H102L101 64L99 65V64H97V62L95 61L96 59H94V57H93V55L92 56H90V58L88 57V55H89ZM92 54V53H91ZM137 54V55H136ZM155 54V53H154ZM175 54H177V53H175ZM184 54H185V51H184ZM198 54V56L199 55H201V54H199V52L197 53ZM197 54H195L194 55V58H192V60L194 59L195 60V65L197 64V67L196 66H194V67H196L195 69H194V67H193V61H192V63H191V68L193 69V71L195 72V70H197L196 71V74H197V76H198V74L201 76V73L202 74H205V73H207V71L209 72L210 70V72L212 73V69H213V71H215V73H216V70H214V61H213V63H212V60L213 59H211V60H209V63H211L212 64V68H211V64H209L208 62H207V60L209 59V58H207L206 57V59H203V61L204 62H207V63H205V64H203V66L201 67V68H199V66L200 65H198V62H200V61H198L199 60V57H197L196 59H195V56H197ZM247 54H249V56L247 55ZM253 54H255V52H253ZM261 54V55H260ZM119 55H121V54H119ZM202 55H201V57H202ZM213 55V56H212ZM224 55V56H225ZM257 55V54H256ZM5 56V55H4ZM125 56V57H126ZM144 56V55H143ZM145 56H146V54H145ZM155 56V58H156V55H154ZM177 57H178V55H176ZM185 56V55H184ZM248 56V57H247ZM87 57V58H86ZM92 57V58H91ZM123 57H124V54H123ZM146 57H148L147 59H149V58H153V56H151V55H147ZM145 57V58H146ZM167 57V56H166ZM172 57V56H171ZM181 57V56H180ZM192 57V56H191ZM204 57H202V58H204ZM120 58H122V57H120ZM144 59V57H141V59L140 60H143ZM165 58V57H164ZM173 58H174V55H173ZM222 58V57H221ZM221 58H220V60H221ZM223 58H225V57H223ZM222 58V59H223ZM249 58V59H248ZM7 59V58H6ZM5 59V60H6ZM9 59V58H8ZM99 59V58H98ZM151 59H149V60H151ZM159 59V58H158ZM227 59V58H226ZM136 60V59H135ZM139 60V61H140ZM149 60H147V61H149ZM156 61V64H157V59H155ZM184 60H187V58H184V59H182V61H184ZM188 60H189V58H188ZM217 60H219V58H217ZM249 60H251L252 61V63L251 62H249ZM90 61V62H89ZM100 61H102V60H100ZM99 61V62H100ZM144 61L147 63V61L146 60H143V65H142V67L143 66H146V67H151V65H153L152 64V62H154L153 60H152V62L150 61L149 63H151V65L150 64H145L144 63ZM181 61V60H180ZM189 61H191V60H189ZM229 61V62H228ZM98 62V63H99ZM135 61H133V63H134ZM132 63V64H133ZM224 63V62H223ZM105 64H107L106 62H105ZM109 64V63H108ZM107 64V65H108ZM135 64V63H134ZM140 64V63H139ZM160 64V63H159ZM187 64V63H186ZM98 65L100 66V68H98ZM148 65V66H147ZM188 65V64H187ZM206 65H210V70H208L209 69V67H207ZM91 66V67H92ZM102 66V67H101ZM109 66V65H108ZM157 66V65H156ZM184 66H185V64H184ZM139 67H141V66H139ZM150 67H149V69L148 70H150ZM186 67V66H185ZM184 67V68H185ZM189 67V65L185 68V70L187 69H191V68H188ZM144 68V67H143ZM159 68V67H158ZM96 69H95V71H96ZM110 68H108V70H109ZM112 69V68H111ZM114 69H116V67L115 68H113V70ZM136 69H139V68H136ZM191 69V70H192ZM201 71H200V70ZM206 69V70H205ZM217 69H220V68H218L217 67ZM81 70H82V68H81ZM89 70V71H90ZM182 70V69H181ZM184 70V71H185ZM190 70V71H191ZM205 70V71H204ZM82 71V72H83ZM86 71H84V72H86ZM94 71V73L96 74V72ZM105 73H104V72ZM151 71V70H150ZM189 71V70H188ZM200 71V72H199ZM263 71V72H262ZM113 72H115V71H113ZM147 72V70H145V73ZM192 73V71H191V73H189L190 74V76L192 75V77H193V74L195 75V73ZM197 72H199V73H197ZM221 72V73H220ZM235 72H236V74H235ZM89 73V72H88ZM100 73L98 74H96V76L97 75H100ZM138 74L139 73H141V74H139L138 76V78L140 79V78H142L143 76H142V74H143V72H137ZM214 73V72H213ZM214 73V74H215ZM82 74V73H81ZM91 74V73H90ZM111 74H113V73H111ZM187 74V73H186ZM235 74V75H234ZM118 75H120V74H118ZM122 75V74H121ZM208 76H210V74H207ZM206 75V76H207ZM227 75H224L225 77L227 76ZM92 77H94L95 75H91ZM90 76V77H91ZM95 76V77H96ZM114 76V75H113ZM112 76V77H113ZM134 76V75H133ZM136 76H137V74H136ZM141 76V77H140ZM187 76V75H186ZM203 76V75H202ZM213 76V75H212ZM215 76H216V74H215ZM215 76H213V78L215 77ZM223 76V77H224ZM228 76V77H229ZM131 77V76H130ZM204 77H205V75H204ZM227 77V78H228ZM233 77V78H232ZM83 78V77H82ZM133 78L135 79V76L134 77H132V80H133ZM137 78V79H138ZM198 78V77H197ZM200 78V77H199ZM212 78V77H211ZM218 78V77H217ZM91 79V78H90ZM93 79V78H92ZM98 79V78H97ZM113 79V78H112ZM122 79V78H121ZM123 79H125V78H123ZM127 79V78H126ZM128 79H129V77H128ZM127 79V80H128ZM137 79H135V80H137ZM190 79V78H189ZM201 79H203V77L201 78ZM96 80V79H95ZM134 80V81H135ZM206 81H207V79H205ZM215 80V79H214ZM245 80V81H244ZM78 81H81L80 79H78ZM82 81H83V79H82ZM93 81V80H92ZM120 81V80H119ZM122 81V80H121ZM120 81V82H121ZM130 81H131V79H130ZM193 81H194V79H193ZM197 81H198V79H197ZM196 80L194 81V82H192V83H195V82H197ZM210 81V80H209ZM224 81V80H223ZM227 81V79L224 81V85L223 84H221V88L222 89H225L224 87L226 86V83H231V81L229 82H226ZM258 83H257V82ZM96 82V81H95ZM95 82H93V83H95ZM137 82L139 83V80H137ZM142 82V81H141ZM141 82L139 83V84H141ZM40 83V82H39ZM109 83V82H108ZM122 83V82H121ZM125 83V82H124ZM200 83H201V80H200ZM238 83V84H239ZM98 84V83H97ZM126 84V83H125ZM199 84V83H198ZM202 84H203V82H202ZM213 84V83H212ZM218 85H219V83H217ZM120 85V84H119ZM130 85V84H129ZM143 85V84H142ZM195 85V84H194ZM201 85V84H200ZM206 85H208L207 84V82L205 83V87H206ZM223 85V86H222ZM229 84H227V86H228ZM231 85V84H230ZM229 85V86H230ZM236 85V86H235ZM242 85V84H241ZM242 85V86H243ZM245 85H247V86H245ZM258 87H257V86ZM95 86H97L98 87V85H95ZM110 86V85H109ZM118 86V85H117ZM127 86H128V84H127ZM131 86V85H130ZM133 86V85H132ZM137 86H138V88H140L141 86H139L138 84H137ZM204 86V85H203ZM202 86V87H203ZM217 86V85H216ZM87 87H89V86H87ZM90 87H91V85H90ZM121 87V86H120ZM134 87H136V83H135V86ZM133 87V88H134ZM232 86H230V88H231ZM94 88V87H93ZM92 88V89H93ZM127 88V87H126ZM210 88V87H209ZM208 88V89H209ZM217 88V87H216ZM221 88H217V89H221ZM87 89V88H86ZM88 89H90V88H88ZM96 88H94V90H95ZM145 89V88H144ZM212 89V88H211ZM229 89V88H228ZM232 89V88H231ZM231 89H229L230 91H231ZM129 90V89H128ZM137 90V89H136ZM147 89H145V91H146ZM228 90V91H229ZM88 91V90H87ZM92 91V90H91ZM140 91V90H139ZM149 91V90H148ZM217 91V90H216ZM227 91V90H226ZM235 91V92H234ZM257 91V90H256ZM90 92V91H89ZM93 92H95V91H93ZM147 92V91H146ZM145 92V93H146ZM232 92V91H231ZM79 94V98L81 97L83 100H86V98L87 97H84L85 96V94L84 93H82V91L81 92H78ZM84 95L83 97H82V95ZM86 93H88V92H86ZM92 92H90V93H88V94H90V96L88 95V97H93L92 96V94H91ZM149 93H150V91H149ZM217 93H218V91H217ZM220 93V92H219ZM147 94H148V92H147ZM222 94V93H221ZM236 94V96H240V94L239 95H237ZM248 94L246 95V96H248ZM250 94H252V93H250ZM150 94H148V96H149ZM241 95H243V94H241ZM21 96V95H20ZM87 96V95H86ZM109 96V98H110V100L112 99V102L109 100V98H107ZM218 96V95H217ZM244 96V95H243ZM246 96L245 97H242V96H240V97H242V99L244 98V100H242L241 102H242V104H243V102L244 103H247L246 101H248L247 100V98L249 97V99L251 98L250 96H248L247 98H246ZM150 97V96H149ZM239 97V98H240ZM253 97V96H252ZM79 99V100H82V99ZM85 98V99H84ZM94 98V97H93ZM92 98V99H93ZM97 98V97H96ZM215 98H218V97H215ZM219 98H221V97H219ZM218 98V99H219ZM224 98V97H223ZM95 99V98H94ZM141 99V98H140ZM202 98H200V100H201ZM151 100V99H150ZM196 100V99H195ZM194 100V101H195ZM221 100V99H220ZM219 100V101H220ZM223 100V99H222ZM221 100V101H222ZM251 101L250 102H252V100L256 103V101L254 100V99H250ZM87 101V100H86ZM197 101V100H196ZM202 101V100H201ZM201 101H199V98H198V103L199 102H201ZM205 101V100H204ZM88 102V101H87ZM93 102V101H92ZM148 103H150V101H147ZM216 102V101H215ZM218 102V101H217ZM217 102L215 103V104H217ZM224 102H225V99H224ZM236 102H238V101H236ZM249 102V101H248ZM249 102V103H250ZM253 102V104H255ZM146 103V102H145ZM152 108L153 107H156L157 105L156 104H154L155 102H153L152 101ZM193 103H195V102H193ZM197 103V102H196ZM202 104L204 103V102H201ZM200 103V104H201ZM209 103V102H208ZM222 103V102H221ZM220 102H219V107H220V104H221ZM87 103H83V105L84 106H82V107H85V105H86ZM192 104V103H191ZM224 105H226L225 103H223ZM240 104V103H239ZM257 104H255V105H257ZM91 105H94L93 103L91 104ZM177 105V107H178V105L179 104H176ZM185 105V104H184ZM195 105V104H194ZM204 105V104H203ZM210 105V106H209ZM208 106H209V108L212 106V108L214 109L215 107H218V104H217V106H215L214 105V103L212 104V103H210ZM224 105H221V107L220 108H223V107H225ZM228 105V104H227ZM180 107H181V104L179 105ZM189 106V105H188ZM193 106V105H192ZM205 106V105H204ZM206 106H207V104H206ZM207 106V107H208ZM93 107V106H92ZM179 107V108H180ZM194 107H196V106H193V108ZM202 107V106H201ZM185 109H187V111L189 110V108L188 107H184ZM191 108V107H190ZM198 108V107H197ZM212 108H210L209 110L210 111H213L214 112V110L216 111V110H218L217 108H215L214 110H211ZM219 108V109H220ZM104 109H106V108H104ZM151 110V109H150ZM173 110V109H172ZM191 110V109H190ZM193 110V109H192ZM201 110V109H200ZM93 111H95V110H93ZM138 111V110H137ZM178 111V110H177ZM140 112V110L137 112V113H139ZM196 112V109H194V113ZM199 112V111H198ZM92 114V111L91 112H89V114ZM94 113H97L96 111L94 112ZM160 113V112H159ZM178 113V112H177ZM209 113H212V112H209ZM2 114V113H1ZM98 114V113H97ZM101 114V115H100ZM107 114H110V113H107ZM155 114V113H154ZM175 114V113H174ZM173 113L171 114V115H169L168 117H170V116H175ZM191 114H193L192 112H191ZM93 115V114H92ZM212 115V114H211ZM3 116V114L0 116L1 118H3L2 117ZM89 116V115H88ZM104 116H106V114H104ZM108 116V115H107ZM106 116V117H107ZM142 116V115H141ZM172 116V117H173ZM106 117H103V119L104 118H106ZM157 117V120H162L163 121V123H162V121L160 122V121H158L159 122V124L161 125V123L163 124V125H161L160 126V129H161V127L163 126L164 127V124L167 126L168 125V122L167 121H169L166 117H165V119H167V120H165L164 119V117L162 118V116L160 115V117H159V115L158 116H156ZM156 117H154V118H156ZM158 117H159V119H158ZM170 118V119H175V117L174 118ZM109 118V119H108ZM160 118H162V119H160ZM99 119V118H98ZM106 119H108V120H111V118H110V115H109V117H107ZM106 119H105V121H106ZM152 120H153V118H151ZM90 120V119H89ZM95 120V119H94ZM107 120V121H108ZM155 121V120H154ZM165 121V122H164ZM175 121V120H174ZM157 122V121H156ZM158 122H157V124H158ZM176 122V121H175ZM139 123H140V121H139ZM152 123H154V122H152ZM172 123L173 122H171V126H170V129L171 130H169L170 131V133H171V131H174L175 130V132H177V130H176V128H178V127H174V125L175 124H173L172 125ZM179 123V122H178ZM178 123H176V124H178ZM133 124V123H132ZM156 123H154V125H155ZM139 125V124H138ZM147 125V124H146ZM152 125V124H151ZM165 126V127H166ZM174 127V128H173ZM140 128H142V127H140ZM73 129V128H72ZM128 129V133H126L125 135H128L129 136V138L131 139V136L132 135H135V134H132V133H130V131H131V127L130 128H127ZM137 129V128H136ZM158 129V128H157ZM167 129L168 128H166V132H168L167 131ZM152 129H150L149 131H151ZM50 131V130H49ZM124 131H125V129H124ZM133 131V130H132ZM148 131V132H149ZM147 132V130H146V132L144 133V134H146V136H147V138H146V136H144L145 137V139L143 138V137H141V136H139L140 138H136L137 140L135 141L134 139H132V140H134V141H131L132 142V144H131V146H130V144H127L129 141H128V139L126 140V141H124V142H127V143H125V147H124V149H126V151L125 152H127V153H125V154H127L126 156L129 158V160H128V165H121V164H118L117 166H116V172H117V175L119 176V178H117V179H119V180H112V182H113V185H112V188H114V189H116L115 191H114V189H113V192L114 193H118L119 195H121L122 197H124V198H126V199H130V198H132L131 200L133 201H135V203H133V202H131L130 200V202H131V205L132 206H134L135 207V212L137 213L136 214V216H137V218H135V220H133V221H135V223H137V221L139 220H143V221H145L142 225H147L148 223V225H150L151 224V222H147L146 221V219H147V217L149 216V214H150V212L152 211V209H154V206H155V208H160V207H158V200H159V194H160V187H159V184L161 183L160 181L161 180H163L162 179V177H163V175L165 176V174H167V171L166 170H161L160 172H159V170L158 171H155L156 170V167L155 166H153L154 165V161H152V160H155L156 159V157L157 156H155V153H153L154 154V156L155 157H153L152 156V153H151V151H150V154H151V156H152V158H154V159H150V154L148 155V153H146V151H143L141 148H139L138 146L139 145H136L137 144V142L139 143L140 142V144H144V142L146 141V139H148V142H149V140H150V142H155V143H160V145L163 143L164 145H162V147H166L165 149L168 151V145L165 143V141H163V140H159L160 138H154V136H153V134L150 132V133H148ZM22 133V135H24V133L23 132H21ZM85 133V132H84ZM83 133V134H84ZM174 133V132H173ZM172 133V134H173ZM180 133H182V132H180ZM76 134V133H75ZM74 134V135H75ZM18 135H20V134H18ZM46 135H51V134H49V132L47 131V134ZM178 135V134H177ZM170 136H171V134H170ZM18 137V136H17ZM20 137V136H19ZM52 137V136H51ZM74 138H75V136H73ZM122 137V136H121ZM125 137V136H124ZM127 137V136H126ZM138 137V136H137ZM161 137V136H160ZM175 137V136H174ZM240 137H242V135L240 136ZM253 137H254V134L253 133H251V131H250V134H249V138L247 139L248 140V142L249 141H252V139H253ZM82 138H83V136H82ZM85 138H86V135H85ZM84 138V139H85ZM128 138V137H127ZM50 139V138H49ZM168 139V138H167ZM213 139V137L212 138H210V139H208V140H212ZM46 140H48V139H44V142H46ZM77 140V139H76ZM87 140H88V142L90 143V141H89V139L87 138ZM87 140H85V143L83 142V139L81 140L83 143L81 144L82 145V148L83 147H85L87 144H88V142H86ZM58 141V140H57ZM80 141V142H81ZM163 141V142H162ZM169 141V140H168ZM19 142V141H18ZM124 142H123V144H124ZM134 142V143H133ZM20 143L22 144V142L20 141ZM146 143V142H145ZM262 142H260L259 144H261ZM18 144V143H17ZM61 143L58 141V142H56V147H54V148H45L44 147V149L40 152V153H38L39 155H41V156H43V154L45 153V152H48L50 149H54V151H55V148H60V146H62V145H60ZM79 144V145H80ZM86 144V145H85ZM192 144V143H191ZM191 144H188L187 146H190ZM147 145H149V144H147ZM171 145V144H170ZM241 145V147L239 148H235V147H233V149L232 148H230V150L234 153V156L232 157V158H234V159H236V161H237V166H238V174H239V179L241 180V181H243V183H244V187H245V189L248 191V190H250L249 189V186H248V182H247V174L249 175V177H251V178H256L257 180H260V181H262V182H264V155H261V153L260 152H258V154L259 155H257V157H255L253 160H252V162L250 163V164H247V162H246V160H245V155L247 154V153H250V151H248V152H246V150L244 149V145L242 146V144H240ZM19 146H21V145H19ZM88 146V145H87ZM112 146V145H111ZM145 147H147L146 145H144ZM22 147V146H21ZM68 147H69V144H68ZM191 147V146H190ZM243 147V148H242ZM73 148H75V147H73ZM236 150H235V149ZM20 149V148H19ZM64 149H66V147L64 148ZM67 149H69V148H67ZM66 149V150H67ZM153 149V148H152ZM151 149V150H152ZM23 150V148H21V150L20 151H22ZM51 150V151H52ZM73 150V149H72ZM147 150H148V147H147ZM150 150V149H149ZM230 151V152H231ZM23 152V151H22ZM21 152V153H22ZM72 152H74V151H72ZM169 152H170V149H169ZM169 152H167V154L169 153ZM231 152V153H232ZM264 153V151L262 152V154ZM37 154V155H38ZM166 154V153H165ZM135 156V157H134ZM17 157V156H16ZM74 157V156H73ZM52 158V157H51ZM75 158V157H74ZM135 158H140V160L141 161H143V160H147L146 162L148 163V164H145V165H147L148 166V168H150V166H152L153 167V169L154 170H152V168L150 169V170H148L147 171V169H146V171L145 170H142V169H144L145 167H143L141 170H136L135 169V166H134V163H135ZM150 159V160H149ZM14 160V159H13ZM12 160V161H13ZM140 160H139V162H140ZM148 161H151V162H148ZM5 163V161H4V159L1 161L0 160V166L2 167L3 165H2V163ZM141 163V162H140ZM151 163H153V164H151ZM76 164V163H75ZM129 164H130V167L128 168V166H129ZM6 165V164H5ZM9 166V165H8ZM65 166V165H64ZM67 166V165H66ZM146 166V167H147ZM10 168H8L9 170L11 169V165L9 166ZM124 167H126V168H124ZM66 168V167H65ZM7 169V168H6ZM5 169V170H6ZM104 169V168H103ZM106 169V168H105ZM104 169V172H106V170ZM113 169V168H112ZM2 170H3V168H2ZM65 170V169H64ZM109 170V169H108ZM114 170V171H115ZM66 171V170H65ZM69 171V170H68ZM91 171V170H90ZM139 171H141V172H139ZM143 171V172H142ZM67 172V171H66ZM67 173H72V172H67ZM0 174H1V172H0ZM4 174V173H3ZM102 175V174H104V173H102V172H100L99 171V173H95V175L93 174V177L94 178H97V177H100L99 175ZM171 175V174H170ZM104 176V175H103ZM105 176H106V174H105ZM108 176V175H107ZM117 176V177H118ZM225 176H226V180L224 181V189L225 188H227L228 190H230L232 187H234V181H235V176H234V171H233V167H231L230 168V170H229V172L228 171H226V173H225ZM89 178V179H92V181L94 180V178ZM100 178H102V177H100ZM41 180L39 179V181L38 182H40ZM94 181H100L98 178H97V180L95 179ZM95 183V182H94ZM97 183V182H96ZM100 183V182H99ZM175 184V183H174ZM101 186V185H100ZM114 186V187H113ZM111 188V189H112ZM40 190H41V188H40ZM146 193H151V195H153L154 197H151V198H148V197H146V196H144ZM249 193V195L250 196H252V192H248ZM44 196L45 195H39V196H37L38 197V201H41V203H43L46 199H41V198H44ZM128 202V201H127ZM128 204H130V203H128ZM82 207H80L81 209H88L89 208V203L87 202V201H85L84 200V203H82V205H81ZM141 208H143L142 210H141ZM45 210V209H44ZM46 210H47V208H46ZM146 210H147V212H146ZM111 213L114 215H116V217L117 218H120V220H124L125 221V226L124 227H128V225H129V227L131 226L132 227V225L131 224H133L134 226V228L132 227L131 229H132V231H131V229L129 228V231H127V232H129V234L131 235V236H135V231L136 230H139V228H137V226L135 225V223H132L131 222V224H130V221L128 222V223H126V218L125 217H127L126 215H125V209L124 208H122V207H112L111 208ZM114 215V216H115ZM34 216V217H33ZM33 216H31V217H29L28 216V218H29V222H32L30 225H29V223L27 222V224L31 227L32 226V228H39L38 226H37V220H36V216H37V213L35 214V215H33ZM33 217V220L31 219L30 220V218H32ZM122 217V218H121ZM18 222H20L19 220H18ZM22 222H20V223H18L19 225V227H17V225H16V227L18 228V232H20V230H22L23 231V229H22V225H20ZM2 226V225H1ZM20 226H21V228H20ZM139 227V226H138ZM20 228V229H19ZM4 229V228H3ZM24 229H27V227L26 228H24ZM41 229H37V231L39 232ZM127 230H128V228H127ZM21 231V232H22ZM258 232V231H257ZM136 233H137V231H136ZM260 233V232H259ZM262 233H263V231H262ZM261 234V233H260ZM33 235H39V237H40V242H42L43 241V243L44 242H46V244H47V242H48V240H47V238H46V240H45V235L44 234H33ZM44 235V236H43ZM263 236H264V233H263ZM42 237V238H41ZM11 238H13V237H11ZM22 238V237H21ZM242 238V237H241ZM247 238V237H246ZM246 238L245 239H243V243L245 244V246H246V244H247V241H245L246 240ZM5 239V238H4ZM44 239V240H43ZM125 239V238H124ZM126 239H128V238H126ZM125 239V240H126ZM3 240V239H2ZM7 240H8V238H7ZM6 240V242H4V243H9L10 241H12V240H8L7 241ZM14 240V239H13ZM39 239L37 238L36 240H35V242L36 241H38ZM42 240V241H41ZM122 241L124 244L128 241ZM249 240V239H248ZM4 241V240H3ZM17 239L15 240V242H14V244H19L20 242V240H18L17 242ZM19 242V243H18ZM21 242H22V240H21ZM121 242V243H122ZM129 242H131V241H129ZM128 242V243H129ZM252 242V241H251ZM256 242V241H255ZM254 241H253V243H250L249 242V244H252V245H257L258 246V248L259 247H262V245H260V243L258 244V242L257 243H255ZM3 243V242H2ZM11 243V242H10ZM14 244H12L13 246H14ZM46 244L44 243V246H46ZM124 244H122L123 246H125ZM131 244V243H130ZM1 245V244H0ZM41 245V248H40V252H41V249H42V245L43 244H40ZM135 245V244H134ZM19 246V245H18ZM127 246V245H126ZM125 246V247H126ZM136 246V245H135ZM247 246H248V244H247ZM15 247H17V245L15 246ZM15 247H14V250H15ZM38 247V246H37ZM125 247H123V248H120V250L121 249H124V251H120V252H126V251H128V250H126V249H128V248H126L125 249ZM131 248H133V246H130ZM249 247V246H248ZM4 248H6V246L4 247ZM9 247H7L6 248V250L8 249ZM44 248H46V247H44ZM239 248V247H238ZM244 248V247H243ZM256 249H258L257 247H255ZM10 249H11V244H10ZM17 249V248H16ZM48 249H49V247H48ZM242 249V248H241ZM253 249V248H252ZM50 250V249H49ZM126 250V251H125ZM239 250H240V248L238 249V250H236V252H239ZM244 250V249H243ZM243 250H241V251H243ZM5 251V250H4ZM3 251V252H4ZM42 251H44V250H42ZM240 251V252H241ZM246 251V250H245ZM252 251V250H251ZM256 251V250H255ZM39 252V251H38ZM46 253H47V251H45ZM239 252V253H240ZM244 252V251H243ZM253 253H251V252H248V254H250V255H248V256H246V258H245V262L244 263H241V264H264V261H257V256H255V254H254V250L252 251ZM2 253V252H1ZM3 254V253H2ZM128 253H126V255H127ZM4 255V254H3ZM48 255H51V253L48 251ZM238 256V255H237ZM241 256H242V254H241ZM1 257H3V256H1ZM214 257V256H213ZM239 257V256H238ZM220 258V257H219ZM2 259V258H1Z\"/></svg>",
    "mask_w": 264,
    "mask_h": 264
}]
</instances>
